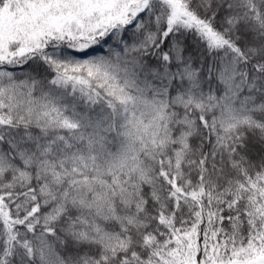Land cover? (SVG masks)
I'll return each instance as SVG.
<instances>
[{
  "label": "snow or ice",
  "instance_id": "obj_1",
  "mask_svg": "<svg viewBox=\"0 0 264 264\" xmlns=\"http://www.w3.org/2000/svg\"><path fill=\"white\" fill-rule=\"evenodd\" d=\"M0 264H264V0H0Z\"/></svg>",
  "mask_w": 264,
  "mask_h": 264
}]
</instances>
